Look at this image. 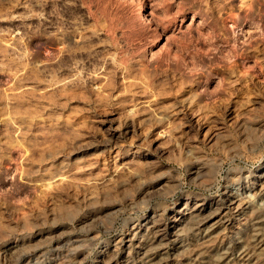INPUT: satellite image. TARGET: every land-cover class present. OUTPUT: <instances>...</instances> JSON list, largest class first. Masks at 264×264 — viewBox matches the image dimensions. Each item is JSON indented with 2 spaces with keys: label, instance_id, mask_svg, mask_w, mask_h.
I'll list each match as a JSON object with an SVG mask.
<instances>
[{
  "label": "rangeland",
  "instance_id": "rangeland-1",
  "mask_svg": "<svg viewBox=\"0 0 264 264\" xmlns=\"http://www.w3.org/2000/svg\"><path fill=\"white\" fill-rule=\"evenodd\" d=\"M262 173L264 0H0V264H264Z\"/></svg>",
  "mask_w": 264,
  "mask_h": 264
},
{
  "label": "bare ground",
  "instance_id": "bare-ground-1",
  "mask_svg": "<svg viewBox=\"0 0 264 264\" xmlns=\"http://www.w3.org/2000/svg\"><path fill=\"white\" fill-rule=\"evenodd\" d=\"M140 3V2H139ZM138 3V4H139ZM138 7H139V13H143V14H145L146 13V7H144V5H143V3H140L139 5H138ZM153 40H155V39H153ZM155 44V41H152V43H151V45H150V47H152L153 45ZM149 47V48H150ZM261 126V125H260ZM197 172V171H196ZM262 174H264V173H262ZM262 177H264V176H260V178H261V182H264V178H262ZM259 183H260V179H259V181H258ZM257 183V182H256ZM258 183V184H259ZM261 186H262V183H261ZM264 186V185H263ZM237 198V197H236ZM234 199H235V196L233 195V198H227L226 200H224V201H222V203H218L216 206H215V208H214V213H220V212H222V211H224V210H226V208H229V205L230 204H232L233 202H234ZM241 202V201H240ZM206 217V216H205ZM209 217H210V215H209ZM203 221V220H202ZM155 226V225H154ZM157 226V225H156ZM159 226V225H158ZM153 228V227H152ZM154 229V228H153ZM153 229H151V230H153ZM155 231V230H154ZM159 232H161V231H159ZM152 233V232H151ZM157 233H158V229H157ZM165 233V232H164ZM161 234V233H160ZM156 235V234H155ZM157 236V235H156ZM150 237H152V236H150ZM160 237H162V236H160ZM124 238V237H123ZM153 238H154V236H153ZM121 239V238H120ZM157 239V238H156ZM126 240V239H125ZM118 248V247H117ZM116 256V255H115ZM115 256H113V258L115 257ZM128 258V257H127ZM126 258V259H127ZM119 259V258H118ZM117 260V259H116ZM113 261H115V260H113ZM126 261V260H125Z\"/></svg>",
  "mask_w": 264,
  "mask_h": 264
}]
</instances>
